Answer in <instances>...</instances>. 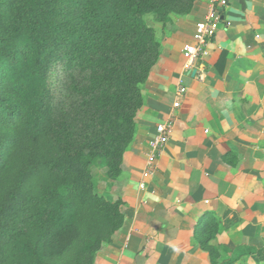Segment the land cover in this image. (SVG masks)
<instances>
[{
  "label": "crops",
  "instance_id": "1",
  "mask_svg": "<svg viewBox=\"0 0 264 264\" xmlns=\"http://www.w3.org/2000/svg\"><path fill=\"white\" fill-rule=\"evenodd\" d=\"M228 2L230 26L206 47L195 74L184 72L183 59L193 39L164 45L161 120L173 117L174 133L144 179L148 146L126 189L124 223L98 264H212V247L217 264L259 261L246 250L264 247V0ZM180 78L188 88L182 98Z\"/></svg>",
  "mask_w": 264,
  "mask_h": 264
},
{
  "label": "trees",
  "instance_id": "2",
  "mask_svg": "<svg viewBox=\"0 0 264 264\" xmlns=\"http://www.w3.org/2000/svg\"><path fill=\"white\" fill-rule=\"evenodd\" d=\"M163 1L0 0V178L31 141L52 138L53 121L69 117L64 114L66 101L76 100L71 105L86 124L85 145H64L60 139L54 170L76 176L89 187L93 158L120 157L126 126L133 124L142 106L139 85L158 55L144 16L160 14L168 2ZM58 2L63 7H57ZM150 44L153 49L148 51ZM58 68L66 83L63 101L55 109L51 80ZM64 132L63 124L57 137ZM17 196L14 191L6 201L16 205ZM20 211L19 206L10 220L0 222V254L13 240L10 227ZM74 213L70 199L51 208L39 252L20 242L26 256L17 257L15 264H46V257L64 252L78 235ZM213 224L211 234L217 228ZM247 250L264 262V247Z\"/></svg>",
  "mask_w": 264,
  "mask_h": 264
},
{
  "label": "rangeland",
  "instance_id": "3",
  "mask_svg": "<svg viewBox=\"0 0 264 264\" xmlns=\"http://www.w3.org/2000/svg\"><path fill=\"white\" fill-rule=\"evenodd\" d=\"M166 1L168 2L160 14L147 13L144 16L145 24L153 31V43L157 47L158 55L146 81L139 85L142 106L137 110L133 124L126 126L129 132L121 145V150L122 147L125 150L121 151L120 157L107 158L99 155L93 158L89 187L84 182L79 183L76 176L54 170V166L59 163L60 139L64 145H85L86 124H82L77 118L76 108L71 105L76 100H72L66 101L65 111L63 110L69 116L64 120L65 123L60 118L53 121L52 138L41 136L36 141H31L27 150L18 155L2 173L0 222L6 223L10 220L13 210L19 206L21 211L10 227L13 240L6 244L4 252L0 254V264H15L17 257L26 256L18 246L20 242L30 244L39 252L48 229L46 224L49 210L68 199L75 208L73 216L78 231L77 238L64 252L46 257V264H98L101 253L104 254L105 245L112 242L113 236L122 227L128 206L126 189L134 187L136 173L146 158V150L154 138L150 135L151 128L164 121L161 120L163 115L160 106L165 93L161 78L158 77L164 45L168 42H187L193 39L194 31L203 19L209 3V0H164L162 4ZM63 5L58 2L57 7L61 8ZM151 49L152 44L146 50ZM61 75L58 68L51 80V88L56 97L55 109L63 101L65 94L66 79ZM63 124L64 136L60 135L58 138L57 133ZM140 185L138 184V190H143ZM14 191L17 192L18 203L10 205L6 197ZM28 259L33 261L34 257ZM218 259L219 250L213 249L211 263L217 264ZM258 259L259 261L254 259L248 264H264L259 257ZM238 260L239 257H233L228 262L234 263Z\"/></svg>",
  "mask_w": 264,
  "mask_h": 264
},
{
  "label": "built area",
  "instance_id": "4",
  "mask_svg": "<svg viewBox=\"0 0 264 264\" xmlns=\"http://www.w3.org/2000/svg\"><path fill=\"white\" fill-rule=\"evenodd\" d=\"M228 7V0H211L208 12L194 31L193 40L183 48L185 73H191L196 69L197 63L204 54L206 47L215 39L220 28L223 25L230 26L225 16ZM187 92L188 88L184 84L183 79L180 78L176 89V96L182 98ZM180 107L181 103L177 100L173 108L176 110ZM174 123V118L171 117L166 122L156 126L155 136L150 142V152L143 171L144 179L150 178L157 170L158 160L174 133ZM143 188L144 184L142 183L141 189Z\"/></svg>",
  "mask_w": 264,
  "mask_h": 264
},
{
  "label": "water",
  "instance_id": "5",
  "mask_svg": "<svg viewBox=\"0 0 264 264\" xmlns=\"http://www.w3.org/2000/svg\"><path fill=\"white\" fill-rule=\"evenodd\" d=\"M196 72H197V70L195 69V70H194V74H195Z\"/></svg>",
  "mask_w": 264,
  "mask_h": 264
}]
</instances>
